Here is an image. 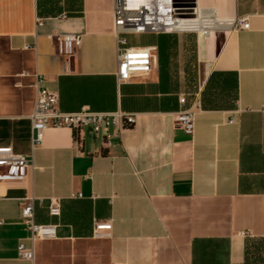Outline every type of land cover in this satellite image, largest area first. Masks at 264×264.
I'll return each instance as SVG.
<instances>
[{
  "label": "crops",
  "instance_id": "1",
  "mask_svg": "<svg viewBox=\"0 0 264 264\" xmlns=\"http://www.w3.org/2000/svg\"><path fill=\"white\" fill-rule=\"evenodd\" d=\"M195 5L208 32L125 36L157 61L119 84L114 0H0V148L32 161L24 181L0 182V264H31L19 245L32 196L36 222L56 225L34 264H264V0ZM240 16L249 30L220 22ZM58 33L82 35L74 57L57 54ZM38 81L63 112L121 110L135 125L107 147L49 128L33 148ZM196 99L188 135L174 120ZM98 222L108 235L94 236Z\"/></svg>",
  "mask_w": 264,
  "mask_h": 264
},
{
  "label": "built area",
  "instance_id": "2",
  "mask_svg": "<svg viewBox=\"0 0 264 264\" xmlns=\"http://www.w3.org/2000/svg\"><path fill=\"white\" fill-rule=\"evenodd\" d=\"M198 9L195 0H114V31L118 38L117 79L119 84L127 83L136 77L149 76L157 61V47L129 46L126 35L136 34H170L185 33L194 30L208 32V27L191 28ZM41 24V19H38ZM220 22L229 23L233 29L249 30V17L240 16L233 19H222ZM58 55L74 57L82 44V35L58 33L52 36ZM37 94L33 114V148L41 145L44 134L49 128L66 127L75 134L87 130L97 137H101L104 145L110 146L113 139L121 138L124 131L134 127L136 117L121 110L114 112H94L87 108L78 112L67 113L60 110L59 95L52 92L38 81ZM180 104L185 106L187 97L179 98ZM199 100L193 106L181 110L176 118L175 125L188 135H193L196 128ZM234 122V120H232ZM32 161L26 156L17 154L10 147L0 148V182H22L28 176ZM80 196L81 194H76ZM41 199L34 196L27 197L22 206V221L29 232L27 238L19 245L21 259L34 264L35 244L38 240L53 239L56 237V225L38 224L36 222V205ZM49 215L59 217L62 213V200L52 198L48 209ZM112 224L96 223L95 237L109 234Z\"/></svg>",
  "mask_w": 264,
  "mask_h": 264
},
{
  "label": "bare ground",
  "instance_id": "3",
  "mask_svg": "<svg viewBox=\"0 0 264 264\" xmlns=\"http://www.w3.org/2000/svg\"><path fill=\"white\" fill-rule=\"evenodd\" d=\"M195 20H193L192 24H191V28H196V29H199V28H203L204 27V23L200 21L201 18V15H200V11L198 10L197 13H196V16H195ZM207 26V25H205ZM208 27V26H207Z\"/></svg>",
  "mask_w": 264,
  "mask_h": 264
}]
</instances>
